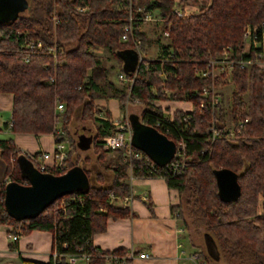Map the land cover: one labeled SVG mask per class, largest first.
Listing matches in <instances>:
<instances>
[{"label":"trees","instance_id":"obj_1","mask_svg":"<svg viewBox=\"0 0 264 264\" xmlns=\"http://www.w3.org/2000/svg\"><path fill=\"white\" fill-rule=\"evenodd\" d=\"M176 1L181 10L190 3L197 11L177 18L172 11L175 0H25L27 7L13 19L0 21V92L11 95L7 129L14 133H50L57 142L68 138L73 121L95 123L90 140L97 150L94 161L108 172L105 183L99 170L92 172L70 162L67 148L66 169L80 167L88 179L86 188L60 196L33 218L23 220L6 214L1 194L0 224L10 226L8 233L17 228L19 235L33 229L48 231L51 252L60 255L58 264H67L65 255L80 253L87 258L75 264H125L130 260L123 249L106 251L91 243L94 233L104 231L106 219L132 215L127 206L109 202L110 194L120 198L130 194L128 166L131 177H159L167 188L176 190L178 202L169 210L187 231L190 243L195 245L191 235L200 239L199 256L204 263L217 264L206 252V237L225 264H264V68L254 63L240 68L236 63L250 58L242 51L241 35L245 25L258 28L264 21V0ZM145 13H155L166 43L155 38L160 46L157 56L143 57L131 69L124 66L120 54L132 50L131 39L139 40L140 53H144L149 40L140 28L145 20L139 17ZM129 14L133 16L131 32L121 42L118 37ZM30 39L39 40L42 51L53 47L55 55L40 53L22 61L17 53ZM95 47L111 54L119 65V74L131 82L113 84L106 64L93 51ZM223 50L234 61L227 74H193ZM219 80L230 86L229 123L222 119L220 100L213 107L210 94L201 93L202 87L212 85L215 89ZM108 96L115 97L121 108L125 101L131 104L137 100L136 111L130 112L133 117L173 142L177 137L184 141L179 172L160 170L157 176L139 161H125L121 151L100 147L102 137L112 133V125L97 118L101 108L93 100ZM154 100L188 101L191 109L173 110L169 121ZM56 101L62 103V110H55ZM239 122L242 127L238 136L229 139L228 129L236 128ZM212 128L218 133L214 139ZM107 153L112 156L105 158ZM17 154L10 138L0 139V160L4 164L0 180L7 177L26 183L14 161ZM218 168L236 174L239 195L233 201L223 202L216 195L212 170ZM144 203L152 212L150 201ZM34 264H53L51 253L46 262Z\"/></svg>","mask_w":264,"mask_h":264},{"label":"crops","instance_id":"obj_2","mask_svg":"<svg viewBox=\"0 0 264 264\" xmlns=\"http://www.w3.org/2000/svg\"><path fill=\"white\" fill-rule=\"evenodd\" d=\"M110 66L109 69L112 70L114 66ZM115 74H119L118 69ZM93 103L101 108L96 115L97 118L110 123L118 118L121 106L115 97H96ZM153 104L166 112L191 109L188 101L154 100ZM10 108L11 95L0 92V139L10 138L14 143L18 152L14 161L20 174L24 168L35 167L26 155L35 156L39 152H50L54 146V139L50 133L9 131L7 125L10 120ZM3 172L4 164L0 160V176ZM127 175L131 200L126 206L132 215L106 219L104 231L91 236L92 245L106 251L125 250L131 255L130 260L125 264H195L190 256L196 252L194 249L196 245L190 243L186 230L169 210L170 206L178 202L176 190L167 188L163 179L159 177L135 178L130 176V171ZM105 183H108L107 178ZM143 198L150 201L152 212L145 205ZM8 230H10L9 225L0 224V264H34L49 259L51 234L48 231L29 230L18 234L17 239L11 241L7 237ZM16 230L13 234L17 232ZM139 253H146L148 256L139 258L137 256Z\"/></svg>","mask_w":264,"mask_h":264},{"label":"built area","instance_id":"obj_3","mask_svg":"<svg viewBox=\"0 0 264 264\" xmlns=\"http://www.w3.org/2000/svg\"><path fill=\"white\" fill-rule=\"evenodd\" d=\"M83 8H78V10H82ZM174 15L177 18H183L190 15L192 12L190 10H181L180 6L178 5L177 1L175 0L174 7L172 9ZM129 13V10H128ZM150 13L143 14L142 17L139 19L148 20L150 19ZM133 19V16L129 14L127 24H125L122 28V32L118 37V40L121 42H125L130 35L131 27L130 21ZM242 40V51L248 52L250 54V58L241 59L236 61L240 68L246 67L252 63H254L255 67L264 68V21L260 22V26L257 28L256 26L245 25L241 35ZM132 50L137 55V63H139L143 56L139 50V40L138 39H131ZM41 42L39 40L30 39L23 45V48L19 49L18 56L22 61H27L29 56L37 55L40 53H48L51 56L55 55V50L53 47H47L45 51L41 50ZM234 61L229 58L227 52L223 50L222 54L216 56L214 58H210L205 62V66L202 69H195L193 74L197 77H213L215 74L224 73L227 74L232 67ZM119 78L122 76L119 74ZM123 78V77H122ZM50 80V78H49ZM131 82V79L128 80ZM201 93L206 95L207 93L210 94V100L213 107L219 101V97L216 94V91L212 85L208 87H202ZM55 110L60 111L63 108L61 102H55ZM162 113L164 114V118L167 120H171V112H166L161 108ZM246 121V120H243ZM112 125V133L102 137L100 142V147L103 150L108 151H121L123 153V159L125 161H129L130 159L139 161L140 163L144 164L145 167L149 169L151 173L154 175L160 176V170H168L172 173L179 172V167L183 165L184 161V141L177 137L174 140V151L170 158V160L163 164L158 165L154 163L149 157L140 151L139 149L133 147L130 143V135H131V128L129 122L127 120V115L124 119L120 118L118 120H114L111 122ZM158 125V123H156ZM242 127V123H238L237 127L234 129H228L227 137L229 139H234L238 136L240 129ZM167 131L166 129L164 130ZM218 136L217 131L212 128L211 129V139H214ZM262 145L264 146V138L262 139ZM31 159L34 163V166L40 172H48L51 174H59L66 170L65 159L67 156V148L63 144V140H59L54 142L53 149L48 152H39L37 155H26ZM128 170L130 171V166H128ZM264 171V169H263ZM8 181L7 177H4L0 180V196L3 194V186L5 182ZM131 200V195L123 196V197H114L112 194L109 196V202L116 206H126V204ZM146 200V198H143ZM17 229V228H16ZM18 230V229H17ZM16 230V231H17ZM18 231L16 233H7V237L9 240L13 241L17 239ZM59 254L55 252H51V258L53 264H58ZM139 258L147 257L146 253H139L137 254ZM129 257L131 255L129 254ZM65 262L67 264H75L78 261L85 260L87 255L85 253H80L77 255L68 254L64 256ZM191 260L195 262V264H205L204 261L198 256V253L195 252L190 256ZM116 260L117 258H113ZM106 260H110L108 256H106Z\"/></svg>","mask_w":264,"mask_h":264},{"label":"water","instance_id":"obj_4","mask_svg":"<svg viewBox=\"0 0 264 264\" xmlns=\"http://www.w3.org/2000/svg\"><path fill=\"white\" fill-rule=\"evenodd\" d=\"M27 7L25 0H0V21L13 19L17 12ZM123 64L135 68L137 55L133 50H125L120 54ZM131 128L130 143L145 153L158 165L167 163L174 151V142L155 128L139 122L135 117L129 122ZM91 137L79 134L76 147L85 149ZM20 175L26 183L19 184L8 180L3 186L2 205L7 215L15 220L30 219L40 213L55 199L87 187L88 179L80 167L74 166L59 174L40 172L33 166L24 168ZM216 195L223 202L233 201L239 195L236 174L227 168L212 170ZM206 252L213 258L215 247L211 240L204 237Z\"/></svg>","mask_w":264,"mask_h":264},{"label":"rangeland","instance_id":"obj_5","mask_svg":"<svg viewBox=\"0 0 264 264\" xmlns=\"http://www.w3.org/2000/svg\"><path fill=\"white\" fill-rule=\"evenodd\" d=\"M182 10H190L191 12H196L197 8L193 4L185 3L182 7ZM154 14L155 13L150 14L151 15L150 19L145 20L140 25L141 30H143L145 32V34L149 40V44L147 45L146 49L144 50V53H142L143 57L154 58L157 56L158 52L160 51V46L157 43H155V41H154L155 38H158V41L161 44L166 43V39L164 37L165 34L162 32L161 26L158 23L159 21H157L156 16ZM139 46H140V44H139ZM93 51L97 54L98 57H100V60L106 64L107 76L110 79V81L113 82V84L119 86L121 84H126V82L128 83V81L125 80L124 78H122V77L119 78L118 77L119 74H117V75L115 74L117 69L119 68V65L115 61V59L111 56V54H109L103 48L99 49V47H95L93 49ZM110 65L114 66V68L112 70L109 69V68H111ZM215 89L219 94V100H220V102L224 108L222 119L226 123H229V118H228V114H227L228 93L230 90L229 83L227 81L222 82L221 80H219L218 83L216 84ZM108 97H111V96H108ZM131 102H132L131 104H129L128 101H125L123 103V107L122 108L120 107V114H119L118 118L115 120H118L120 118L124 119L125 116L127 115V120H128V122H130V120L133 117V115L130 112L136 111L138 101L133 99ZM94 124L95 123H92L90 121H77V120L73 121L68 128V135L69 136H68V138L65 137L63 139V144L65 145L66 148H70V162H75V163H79V165H84L85 168H89L92 172L99 170L101 173H103L105 178L108 179V177H107L108 172H103L100 169V167H97V165L94 161L96 158V155H97V150L94 149L92 147V145H90V144L85 149H80V148L75 146V144L77 142V136L79 134H82L85 136H90V137L94 134ZM69 143L70 144L72 143V144L70 145ZM104 156H105V158H108V157L112 156V153H107ZM83 160H84V163H83ZM126 170H127V172H129L128 167L126 168ZM257 203H258V211H260L259 206H260L261 200L259 198H258ZM191 238L193 240V243L197 247V248L195 247L194 249L198 253L201 250V246L199 245V244H201V241L198 238V236H195V235H191ZM214 257H215L217 264H225L223 262V260H220V258H218L216 251H215Z\"/></svg>","mask_w":264,"mask_h":264}]
</instances>
